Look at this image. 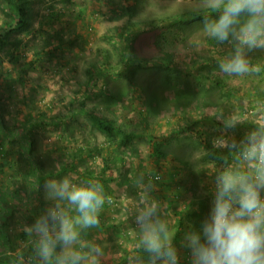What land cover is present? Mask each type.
I'll return each mask as SVG.
<instances>
[{
  "label": "rangeland",
  "instance_id": "rangeland-1",
  "mask_svg": "<svg viewBox=\"0 0 264 264\" xmlns=\"http://www.w3.org/2000/svg\"><path fill=\"white\" fill-rule=\"evenodd\" d=\"M27 1L22 25L19 0H0V37L9 36L0 47V264H36L28 226L55 203L43 184L65 176L99 182L111 197L82 235L102 248L101 264L146 256L134 229L145 189L161 202L180 264H191L181 237L208 215L224 163L212 140L232 115L242 117L227 133L236 140L264 125V70L219 71L233 45L187 14L208 9L204 1ZM130 5L134 14L119 18ZM249 57L264 68V50ZM86 112L123 128L130 147Z\"/></svg>",
  "mask_w": 264,
  "mask_h": 264
},
{
  "label": "clouds",
  "instance_id": "clouds-1",
  "mask_svg": "<svg viewBox=\"0 0 264 264\" xmlns=\"http://www.w3.org/2000/svg\"><path fill=\"white\" fill-rule=\"evenodd\" d=\"M204 2L218 15L202 19L203 31L220 44L233 45L218 61L219 71L240 77L264 70L249 57L255 50H264V0ZM241 120L237 115L226 118L221 135L212 140L224 163L214 178L208 215L199 229L191 225L181 237L191 264H264V125L236 140L227 133ZM43 189L55 203L28 226L35 237L36 264H101L102 248L83 241L82 235L99 226L100 213L111 202L103 185L96 181L75 184L65 176L45 182ZM149 193L143 190L134 215L138 247L146 256H133L129 264H180L161 202Z\"/></svg>",
  "mask_w": 264,
  "mask_h": 264
},
{
  "label": "trees",
  "instance_id": "trees-1",
  "mask_svg": "<svg viewBox=\"0 0 264 264\" xmlns=\"http://www.w3.org/2000/svg\"><path fill=\"white\" fill-rule=\"evenodd\" d=\"M199 1H204V0H199ZM13 2L14 0H8V3L10 5L13 6ZM29 2L27 0H19V2L17 3V7L15 6V13H16V17L18 22L22 25H24L27 22V18L29 16ZM132 5H130L131 7ZM130 7H126L122 10H118V12H121L120 14H118L119 18H122L124 16H126V14L132 13L134 14V12H132V8L134 10H136V8L134 6ZM188 15H190V19L194 22H198V21H202V19L205 16H210V17H215L216 15H218V13H216L214 10H212L211 8L208 9H200V10H195V11H191L187 13ZM179 18L182 16H178ZM9 40V36L8 34L2 35L0 37V47L3 48L5 47V45H7V41ZM253 54V53H252ZM202 68V67H199ZM205 68L203 67L200 72H202ZM88 118L91 120V122L96 125L98 128H100L103 132H105L107 135H114V134H118L122 137V140L120 142V144H118V148H128L130 147L131 144V138H130V134H128L123 128L117 126L114 122L111 121H107L102 117L93 115L89 112H86ZM3 124V118L0 117V126ZM2 128V127H0ZM215 157L217 159H221L220 156L217 154L215 155ZM94 179H97V176L93 177ZM154 178L158 179V175H156Z\"/></svg>",
  "mask_w": 264,
  "mask_h": 264
}]
</instances>
